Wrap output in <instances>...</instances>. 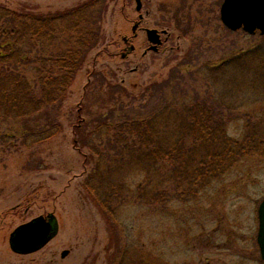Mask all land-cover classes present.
<instances>
[{"label":"rangeland","instance_id":"1","mask_svg":"<svg viewBox=\"0 0 264 264\" xmlns=\"http://www.w3.org/2000/svg\"><path fill=\"white\" fill-rule=\"evenodd\" d=\"M85 1L0 0V5L47 14ZM142 2L140 12L136 0H105L100 41L67 91L60 133L27 145L20 122L0 120V264H264L257 241L264 156L243 159L216 179H195L200 164L193 160L182 178L164 166L159 176L169 171L168 181L150 187L136 161L104 165L97 175L99 157L75 142V125L122 102L138 106L153 99L151 86L172 74L186 75V83L171 88L174 99L166 101L164 88L157 86L161 91L153 100L159 106L174 103L171 124L178 122L175 107H186L188 117H198L189 122L219 118L233 139L249 131L264 137V81L256 83L255 71L240 65L221 68L238 54L264 50V36L226 27L223 0ZM146 27L163 31L157 50L150 48ZM183 88L187 95L178 96ZM15 132L19 137L8 136ZM92 183L96 190L87 187ZM159 190H166L167 200L154 197ZM50 213L57 218V234L37 251H13L15 228Z\"/></svg>","mask_w":264,"mask_h":264},{"label":"trees","instance_id":"2","mask_svg":"<svg viewBox=\"0 0 264 264\" xmlns=\"http://www.w3.org/2000/svg\"><path fill=\"white\" fill-rule=\"evenodd\" d=\"M104 2L87 0L73 8L47 14L0 5V120L20 122L24 144L47 140L63 130L58 118L60 109L89 51L100 41L98 23ZM233 64L254 70L256 83L264 81V50L257 48L238 54L221 68L225 70ZM186 79L184 74H172L151 86L153 99L138 106L122 102L97 113L90 123L75 125V142L99 157L94 168L97 175L102 174L104 165L112 169L136 161L146 176L145 182L153 187L168 181L169 171L159 176L164 166L175 173L177 170L182 178L184 166L190 169L189 162L193 160L194 164H200L193 172L195 179L197 176L216 179L243 159L264 156V137L249 131L244 138L233 139L226 134L219 118L212 123L201 119L196 124L188 119L198 118L197 115L190 112L188 117V108L175 107L178 122L171 124L170 107L174 103L159 106L153 102L154 93L164 88L163 100L174 99L171 88L183 87ZM179 93L187 95L184 88L177 92L178 96ZM214 114L217 113L211 115ZM171 133H176L175 137H170ZM8 136L19 137L16 132ZM189 137L192 139L188 140ZM104 149L115 158L104 157L108 155ZM92 179L96 180L94 175L89 178ZM87 187L97 188L93 183ZM154 197L158 201L168 199L166 190H159Z\"/></svg>","mask_w":264,"mask_h":264},{"label":"water","instance_id":"3","mask_svg":"<svg viewBox=\"0 0 264 264\" xmlns=\"http://www.w3.org/2000/svg\"><path fill=\"white\" fill-rule=\"evenodd\" d=\"M142 0H136L137 10H141ZM142 18L143 15L140 14ZM221 19L232 30L244 29L249 33L260 30L264 35V0H224L221 6ZM134 25L133 30L137 28ZM148 39L152 42L151 48L158 49L162 43L161 34L156 28H147ZM127 38L125 37V40ZM133 49L134 46L132 45ZM259 231L257 241L264 259V199L259 209ZM58 221L53 213L37 216L20 224L10 235V245L18 253H31L45 246L58 232ZM67 251L63 252L65 255Z\"/></svg>","mask_w":264,"mask_h":264},{"label":"flooded vegetation","instance_id":"4","mask_svg":"<svg viewBox=\"0 0 264 264\" xmlns=\"http://www.w3.org/2000/svg\"><path fill=\"white\" fill-rule=\"evenodd\" d=\"M140 27V26H139ZM141 28H144V27H141Z\"/></svg>","mask_w":264,"mask_h":264}]
</instances>
